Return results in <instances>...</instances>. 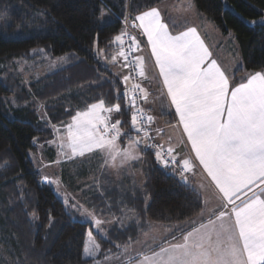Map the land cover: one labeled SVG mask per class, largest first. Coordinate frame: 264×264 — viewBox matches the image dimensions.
Wrapping results in <instances>:
<instances>
[{
  "label": "trees",
  "instance_id": "obj_1",
  "mask_svg": "<svg viewBox=\"0 0 264 264\" xmlns=\"http://www.w3.org/2000/svg\"><path fill=\"white\" fill-rule=\"evenodd\" d=\"M166 1L0 0V264H93L84 257L89 232L103 254H118L152 224L184 223L177 232L185 233L202 213V197L171 167L160 165L153 149L140 146L142 158L131 165L141 178L99 177L93 168L98 159H79L63 178L89 210L114 220L103 236L76 219L28 156L37 152L36 144L52 140L46 120L62 125L100 100L106 106L120 103L124 115L114 113L113 119L119 117L123 133L131 131L132 109L118 99L129 91L116 73L123 45L114 38L123 33L121 20L127 15L135 18ZM193 2L218 33L234 37L243 63L233 73L234 84L246 74L264 72V24L247 23L264 17V0ZM168 23L174 32L181 29L172 19ZM43 56L63 58L64 65L24 83L17 64Z\"/></svg>",
  "mask_w": 264,
  "mask_h": 264
},
{
  "label": "snow or ice",
  "instance_id": "obj_2",
  "mask_svg": "<svg viewBox=\"0 0 264 264\" xmlns=\"http://www.w3.org/2000/svg\"><path fill=\"white\" fill-rule=\"evenodd\" d=\"M191 6L188 0L187 7ZM135 21L133 27L146 37L182 136L194 153L182 158L181 175L196 174L195 169L201 168L220 200L219 210L206 220L202 217L198 227L183 235L182 242L144 254L140 264H264V72L249 74L233 84L195 27L173 34L155 7L137 15ZM123 35L127 33L117 35L115 42L123 45ZM132 44L133 51L140 49L135 37ZM119 55L126 59L122 50ZM136 59L138 75L146 78L143 57ZM123 80L127 83L129 77L125 75ZM137 89L139 98L147 102L148 91L139 83L133 85V91ZM125 97L135 109L130 132H122L119 117L112 120V113L124 115L120 103L106 106L100 100L72 117L66 137H60L61 149L66 140L73 156L99 151L106 155L105 163L114 167L117 158L121 165L138 160L143 145L161 149L154 154L165 167L179 164L171 146L164 153L162 145L148 144L153 138L144 120L151 123L154 117H145L135 95L126 91L118 99ZM122 139H127V146L121 147ZM93 219L97 227L102 224ZM88 235L91 240L92 232ZM98 249L99 244L92 242L84 252L91 257Z\"/></svg>",
  "mask_w": 264,
  "mask_h": 264
},
{
  "label": "rangeland",
  "instance_id": "obj_3",
  "mask_svg": "<svg viewBox=\"0 0 264 264\" xmlns=\"http://www.w3.org/2000/svg\"><path fill=\"white\" fill-rule=\"evenodd\" d=\"M185 1V2H184ZM191 7L188 8V0H182L181 4L172 5L170 2L169 4H165L160 7V10H162L165 18H171L172 19V25L179 27L184 26H193L196 25L198 28L202 30L203 33L207 35L212 34L210 30H208L209 26L214 27L207 18H203L204 16L199 14V12L196 9V6L193 2V0H190ZM173 6L172 8H169V6ZM203 16V17H202ZM135 20V18H133ZM202 19L205 22H202ZM247 23L250 26H254L256 24H264V17L258 20L253 21H247ZM216 29L215 27L213 28ZM123 30V29H122ZM217 31V30H215ZM123 32V31H122ZM218 35V32H216ZM215 36L212 35L213 43L216 45H219V47L216 49L214 46V54L218 56L220 62L224 65V69L230 73V71H235L242 67L241 62V56L240 52L238 51L237 44L232 46L229 40L226 38H223L225 36L220 35ZM211 36V35H210ZM211 41V40H210ZM212 42V41H211ZM222 46V47H221ZM150 55V54H149ZM149 60V64L151 65V70L153 73L154 82H150L149 85L154 84V90H162L161 82L162 78L159 76V69L155 66V64L152 62V57L147 56L146 57ZM123 59V57H122ZM229 63V64H228ZM64 65L63 58H48L43 56L41 59L39 58L37 61H33L32 63H24L19 62L17 64L18 71L21 75V79L24 83H29L34 80H39L42 77L46 76L48 73L52 71L59 70ZM230 65V67H228ZM231 68V70H229ZM141 77V81H142ZM140 81V83H141ZM139 83V84H140ZM128 88H129V94L132 93L133 86L131 82L128 80ZM156 91V92H157ZM163 94V92H162ZM143 108L144 112L146 114V108H145V101L143 100ZM42 111V110H41ZM133 112V110H132ZM40 112V119L43 121L45 120V116ZM112 120L114 122V113L111 114ZM49 127H51L53 132V138L47 143L42 144H36L37 146V152H30L29 153V159L33 163V166L35 169L44 177V179L48 182V184L52 187L57 197L64 203L66 208L69 211L75 212L79 221L88 222L93 226L94 231L99 232L101 235L106 236L108 228H110L114 224V220L110 218H102L96 215V212L93 210H89L84 205V199L82 195L75 193L73 186L70 183H67L65 181L66 179L63 178V171L67 169L68 165H70L72 162L77 161L79 159L94 157L98 159L97 164L93 166V168L98 169L99 177H104L106 175H109L112 178L120 179L121 177H124L125 173L129 176H134L136 178H141L140 172H133L131 171V165L132 163L136 162L137 160L128 161L127 163L121 165L119 158H117L115 164L116 166H111L109 164L105 163V160L107 159L106 155L104 153H101L99 151H95L92 153H86L84 156H73L71 153V150L67 147V142L65 140V146L63 149H61L60 144L61 140L60 137H66V128L67 125L72 122V119L62 125L58 126H52L46 120ZM151 126L154 129L153 138L154 141L159 144L157 141H169L170 138V130H163L162 125L156 124L154 121L151 122ZM175 139L177 141H181V135H180V127L177 125V127L174 128ZM126 142L124 146L121 144V147L127 146ZM160 145V144H159ZM51 150L54 152L52 153ZM165 150V149H164ZM156 151H159V149H156ZM155 151V152H156ZM161 151V150H160ZM140 148L138 149V155L140 157ZM54 154V156H53ZM53 156V157H52ZM141 157L138 159L140 160ZM161 163V162H159ZM176 166H171V173L177 176L181 182L190 184L193 189L198 187L196 185L195 180L188 179L187 177L182 176L179 172H177ZM71 174V172L69 171ZM89 179V178H88ZM186 180V182H185ZM78 182L77 180H74ZM85 181V180H83ZM83 182L77 183V185L81 184ZM196 186V187H195ZM199 190H201V187H198ZM211 200L209 197H206V201L204 202V209L202 213L196 218L200 221L202 220V217L204 220H206L212 211H217L216 206L211 205ZM67 201V203H65ZM206 203V205H205ZM93 217L100 219L102 221V224L97 227L95 225V220ZM215 219V217H212ZM125 223V222H123ZM179 225L183 224H174L171 226H162L158 224H152L150 225L149 230L147 232L143 233L140 238L130 244L125 246L127 247V250L125 248L120 251L118 254H103L101 252V249H99L91 256L85 254L84 257L86 259H93V264H140V260L142 259L144 254L151 255L153 251H159L161 247H168L171 243L167 242L168 237L171 238L173 233L178 229ZM93 234V233H92ZM97 243V241L94 238V235H92L91 240L89 238V235L87 237L86 246H89L90 243ZM167 242V243H166ZM179 242V241H178Z\"/></svg>",
  "mask_w": 264,
  "mask_h": 264
},
{
  "label": "crops",
  "instance_id": "obj_4",
  "mask_svg": "<svg viewBox=\"0 0 264 264\" xmlns=\"http://www.w3.org/2000/svg\"><path fill=\"white\" fill-rule=\"evenodd\" d=\"M170 2H172L171 3L172 5L173 4L174 5H177V4L180 5L182 0H167L166 2L161 4L160 6L156 7L161 12V15H162V18L164 19V21L167 22V23H168V19H171V18H168V19L165 18L162 10H160V7L165 5V4H169ZM172 5L169 6V8H172L173 7ZM202 22H205V21L202 19ZM136 23H138V21H136ZM168 25H169L170 31L173 32V34H179L180 32L187 30V28H189V27H195L197 29L198 34L200 35L201 39L205 42V45L208 47L209 51L211 52L212 58H214V59H216L218 61V63L222 66V68L226 72V74H228L229 77L232 78V83H233L234 70L230 71V73H228L224 69V67H223L224 65L220 62L218 56H216V54H214V51H213L214 46L216 47V49L219 47V45H216V44L213 43L214 41H213L212 35L214 34L216 36L217 35L216 32H218V31H215L216 29L215 30L213 29L214 27L209 26L208 30H210L212 34L209 33V35H208V33H207V35H206L196 25H193V26L189 25V26H184V27L181 26V29L179 31H177V32H174L172 26L169 23H168ZM219 34L220 33H218V35H217L218 37L221 35V34L220 35ZM223 38H226L227 40H229L231 42L230 44L232 46L237 44L235 39H234V37L231 36V35H229L227 37H223ZM145 39H146V37H145ZM146 42H147V40H146ZM235 47H236V45H235ZM238 51H239V49H238ZM137 55H138V57H143V59L145 61L146 78L142 79L140 85H141V87L145 88L148 91V93H149L148 101L145 102V108L147 109L146 110V114H147V116L154 117L153 121L156 124L162 125L163 130H170V134H169V137H168V139L170 138L169 141H157V142L160 145H162L163 149H165V150H167L169 146L174 148V155H175L177 161H180L179 164H174V166H176L175 167L177 169L176 171L181 174L182 158H190V157L194 156V153H191L190 145L185 142L186 141V137L182 136V128L181 127H180V135H181L182 139H181V141H177L175 139V134H173V132H174V128L177 127V125H178V117H176L174 115V108L171 107L170 101H169V99L166 96V89H164L163 83L161 82V86H162V90L161 91L160 90H158V91L154 90V88H153L154 84L149 85L150 82H154L153 73H152V70H151V65L149 64V60L146 58L147 56L152 57L151 56V48H150V46H148V44H147L146 47H140V49L137 50ZM117 60H118L119 66L117 67L116 73L123 80V77L125 75H127V73H126V70H125L124 65H123L122 56L121 57L118 56ZM152 62L155 64L154 57H152ZM241 62H242V60H241ZM242 66H243V63H242ZM228 67H230V65ZM229 70H231V68H229ZM248 75L249 74H246L245 77H247ZM123 83L128 88V81H127V83H125L124 80H123ZM162 92H163V94H162ZM139 148H140V146H139ZM139 153H140V157L142 158L141 148H140V152ZM160 165H161V163H160ZM195 173L196 174L184 173L183 176L187 177L186 175H188V179L195 180L196 181V185L198 187H201V190H199V188L196 187V186H195L196 188L193 189V187L190 184H187V183H185V184L188 185L189 187H191L194 191H196L202 197L204 202L206 201V197H209V199H212L210 204L213 205V206L215 205L216 206V210L218 211L219 210V205H220V200L215 195L216 190L214 189V186L211 185L210 179L207 178L206 173H204L201 168H196L195 169ZM205 205H206V203H205ZM194 222L195 223L192 224V227L193 226H197L198 227L199 223L201 221L199 219L198 220L195 219ZM181 226H183V225H179L178 226V229L175 231V233L172 234L171 238H169V237L167 238L168 239L167 242H170L171 244L172 243L182 242V237H183L184 234H186L187 231L185 233L177 232L181 228ZM191 228L188 231H190ZM173 237H175V238H173Z\"/></svg>",
  "mask_w": 264,
  "mask_h": 264
},
{
  "label": "built area",
  "instance_id": "obj_5",
  "mask_svg": "<svg viewBox=\"0 0 264 264\" xmlns=\"http://www.w3.org/2000/svg\"><path fill=\"white\" fill-rule=\"evenodd\" d=\"M122 25H123V33H127V35H123L122 39H123V49L122 51L125 53L126 55V59L125 57H123V64H127V67H124L127 75L129 77V81L131 82L132 86L140 83L141 81V77L138 75V68L136 67L137 65V55H136V51H133V44H132V37H135L136 40L142 44L143 46H147V42L145 39V36H143L142 34V30H140L137 27H133V24L136 23V21L131 18L129 15H127L124 19L121 20ZM135 95L137 98V106L139 108H143V100L139 98V90H135V92L132 90V93L129 94V96ZM131 108V106H130ZM132 109V108H131ZM133 111H135V109H132ZM145 117L147 116V114H145ZM144 127L147 129V131L149 132V136L153 138V134H154V129L151 126V123H149L146 119L144 120ZM141 136L143 135V133L140 134ZM148 144H157L153 139H149L148 140ZM150 149H153L156 151V149L159 148H155V147H150ZM161 149H159L160 151ZM164 153H166L167 150H164ZM165 159H169L166 155H165ZM162 166H164L161 163ZM174 164L169 163L168 167L173 166Z\"/></svg>",
  "mask_w": 264,
  "mask_h": 264
},
{
  "label": "water",
  "instance_id": "obj_6",
  "mask_svg": "<svg viewBox=\"0 0 264 264\" xmlns=\"http://www.w3.org/2000/svg\"><path fill=\"white\" fill-rule=\"evenodd\" d=\"M126 92V90L122 93V95L124 94ZM128 92V91H127ZM124 103H125V106H126V108L128 109L129 108V102H128V98H124ZM133 138H135V136L133 137ZM140 146H142V145H140Z\"/></svg>",
  "mask_w": 264,
  "mask_h": 264
},
{
  "label": "bare ground",
  "instance_id": "obj_7",
  "mask_svg": "<svg viewBox=\"0 0 264 264\" xmlns=\"http://www.w3.org/2000/svg\"><path fill=\"white\" fill-rule=\"evenodd\" d=\"M141 45V44H140ZM145 47V46H144ZM129 107H130V105H129Z\"/></svg>",
  "mask_w": 264,
  "mask_h": 264
}]
</instances>
